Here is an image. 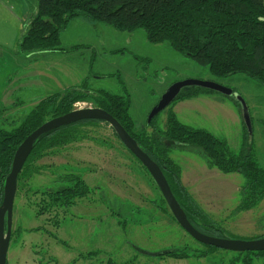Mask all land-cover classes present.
<instances>
[{
    "label": "rangeland",
    "instance_id": "1",
    "mask_svg": "<svg viewBox=\"0 0 264 264\" xmlns=\"http://www.w3.org/2000/svg\"><path fill=\"white\" fill-rule=\"evenodd\" d=\"M0 23V28H9L7 23ZM21 30L23 27H19V37ZM59 46L65 50L59 57L70 76L68 85L126 95L137 129L146 128L148 112L174 82L204 80L232 89L246 103L248 125L235 97L215 91L170 105L155 122L162 128L172 111L181 123L224 139L233 153L250 145L255 161L264 169V85L256 80L241 73L216 77L167 42H149L143 29L119 31L81 17L73 18L60 33ZM14 69L7 64L1 69L0 95ZM20 95L13 100L19 105L12 112L0 104L1 127H16L35 106L27 99L31 94L24 98ZM85 107L94 104H73L74 109ZM84 128L86 136L81 140L54 148L37 160L39 172L28 184L32 189L56 190L70 185L66 176L74 173L82 176L90 193L70 207L40 216L35 214L39 195H28L25 189L15 193L7 264H104L108 259L119 264H240L235 252L211 249L195 241L161 210L159 190L121 145L110 125L101 122ZM170 157L179 164L180 180L188 193L227 231V238L249 240L264 235V198L249 210H236L242 199L241 174L208 168L196 147L173 148ZM205 232L220 237L217 232ZM172 248H182L191 257L152 255ZM263 262L260 256L253 264Z\"/></svg>",
    "mask_w": 264,
    "mask_h": 264
},
{
    "label": "trees",
    "instance_id": "2",
    "mask_svg": "<svg viewBox=\"0 0 264 264\" xmlns=\"http://www.w3.org/2000/svg\"><path fill=\"white\" fill-rule=\"evenodd\" d=\"M29 1L32 8V0ZM35 1L36 9L31 11L27 29L19 39V48L24 54L65 51L59 46L60 33L70 20L81 17L110 25L119 31L143 29L149 42H167L173 50L206 66L209 73L216 77L241 73L264 85V0ZM201 92L212 91L197 86L184 87L170 105L196 97ZM77 101L93 102L94 107L105 110L120 123L139 147L160 167L188 221L201 233L209 235L205 231L210 230L219 233L220 238H227V231L201 209L182 184L181 168L170 157L171 149L196 147L209 168H216L222 173L241 174L244 178L240 191L242 199L236 210H249L264 198V169L255 161L250 145L243 147L238 153H233L224 139L205 129L181 123L172 111L167 115L162 128L155 122L159 112L149 122L146 121L145 127L151 128L150 131L146 128L137 129L129 113L130 100L126 95L71 87L62 93L41 99L16 127L8 130L0 126V205L3 200L4 182L11 170L18 145L46 120L74 110L73 104ZM236 104L241 113L239 104ZM101 122L106 123L96 119L80 120L60 126L36 140L17 176L16 193L25 189L28 195L40 196L35 203L37 216L74 205L77 199L90 193V188L82 176L73 173L66 176L67 181L71 182L66 187L56 190L32 189L28 181L40 168L35 162L54 148L81 140L86 136L83 134L84 126H95ZM113 134L118 139L114 130ZM121 145L125 148L122 143ZM134 159L154 183L147 170L135 157ZM158 201L161 210L175 221L161 193ZM54 226H58L57 219L54 220ZM141 252L147 254L142 250ZM235 253L240 264H253L255 257H264V251ZM152 255L173 259L191 257L182 248L164 249ZM104 264L119 263L108 259Z\"/></svg>",
    "mask_w": 264,
    "mask_h": 264
},
{
    "label": "water",
    "instance_id": "3",
    "mask_svg": "<svg viewBox=\"0 0 264 264\" xmlns=\"http://www.w3.org/2000/svg\"><path fill=\"white\" fill-rule=\"evenodd\" d=\"M190 86L205 88L226 96H234L240 106L245 124H249L250 118L248 108L241 96L236 95L232 89L223 87L215 82L195 79L181 80L169 85L167 89L161 94L157 103L148 112L146 121L149 122L159 112L168 107L179 94L181 89ZM85 119L101 120L108 123L112 127L120 142L147 170L163 199L165 200L166 205L177 224L195 241L203 245L213 246L226 251H264V236L249 240L230 239L226 237L220 238L201 233L196 228H194L188 221L186 214L171 192V189L156 162H154L139 147L137 142L127 133V131L112 115L99 107H85L77 108L63 115L46 120L30 134H28L16 148L12 160L11 170L4 182L3 200L0 205V264H6L7 250L11 235L13 201L17 188V176L26 158L30 154L34 143L40 136L47 132H50L60 126L68 125Z\"/></svg>",
    "mask_w": 264,
    "mask_h": 264
},
{
    "label": "crops",
    "instance_id": "4",
    "mask_svg": "<svg viewBox=\"0 0 264 264\" xmlns=\"http://www.w3.org/2000/svg\"><path fill=\"white\" fill-rule=\"evenodd\" d=\"M29 3V0H0V22L9 25V28H0V71L5 64L15 66L11 76L13 79H9L7 88L0 95V104L10 112L19 105L13 101L17 95L21 94L19 98H24L31 94L27 99L31 100L33 106L41 99L71 87L66 81L70 76L65 72V61L59 57L64 51L29 54L20 51L19 39L28 24L31 11L36 9L35 0L31 2L32 8ZM21 23L24 25L20 26ZM19 27H23L20 37Z\"/></svg>",
    "mask_w": 264,
    "mask_h": 264
}]
</instances>
